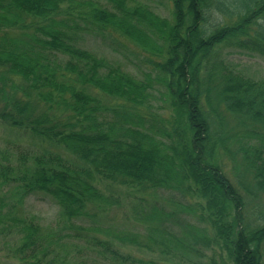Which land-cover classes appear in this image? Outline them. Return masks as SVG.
I'll return each mask as SVG.
<instances>
[{"label":"trees","instance_id":"trees-1","mask_svg":"<svg viewBox=\"0 0 264 264\" xmlns=\"http://www.w3.org/2000/svg\"><path fill=\"white\" fill-rule=\"evenodd\" d=\"M168 1L172 21L135 0H0V123L69 154L0 149V189L14 188L0 196V227L16 232L19 263L165 264L119 243L177 264H263L264 217L244 211L245 197L264 196V79L221 52L264 58V0ZM114 35L143 52L145 81L81 47ZM155 86L166 115L153 111ZM97 181L136 193L142 229L96 223L120 205ZM36 194L58 208L49 226L24 213Z\"/></svg>","mask_w":264,"mask_h":264},{"label":"rangeland","instance_id":"rangeland-1","mask_svg":"<svg viewBox=\"0 0 264 264\" xmlns=\"http://www.w3.org/2000/svg\"><path fill=\"white\" fill-rule=\"evenodd\" d=\"M137 2L149 5L161 17L172 21V3L168 0H135ZM111 40H100L99 37H85L81 42V47L91 51L98 57L104 59V61L112 67L120 68L133 75V77L139 81H145V72H148V64L143 61V52L134 44L128 42L125 39L118 38L115 35L109 37ZM112 42V44H111ZM121 42L123 46L120 48ZM111 44V45H110ZM114 47L118 50H115ZM221 58L227 63L235 66L236 69L244 73L245 75L257 80L264 79V58L256 54H247L239 51H227L222 50ZM145 79V80H144ZM87 92L98 96L105 104L110 102L109 99L104 100L102 93L95 89L87 88ZM163 90L160 87L155 86L152 89L150 101L153 103V111L156 110L159 114L166 115V110L169 109L168 103H166L162 96ZM0 149L6 151L11 155V159H16L15 152H22L28 154L41 153L42 149L61 152V154L68 156L62 148L52 146L48 143L40 144L37 140H33L24 131L12 130L7 126L0 123ZM31 160V159H30ZM231 162L228 159H224V170L231 180H233V173L231 169ZM97 186L105 191L111 192L120 198V205L115 207H108L103 213L97 215L96 223L104 226H114L123 230L129 231V229H142V226L138 224L131 217V202L134 200L136 194L128 186H118L106 181H97ZM14 189L12 185H5L0 189V196L3 193ZM3 192V193H2ZM6 194V193H5ZM11 203L14 202V198L8 197ZM24 213L37 216L44 226H49L54 223L58 208L54 201L43 195H31L25 201ZM245 217L248 221L255 220L259 216L264 217V196L251 199V197H245ZM4 215V214H3ZM18 238L14 230L3 231L0 227V264H21L13 258L12 252L16 245ZM122 253L134 256L136 258L158 261L165 264H172L174 261L158 252H151L148 250L140 249L131 245H121L114 243ZM214 257L219 263L220 257L225 258L224 254L219 248H214ZM207 257L203 258L205 262L210 261L212 256L211 251H206ZM264 255V247H263ZM177 264L176 262H174ZM264 264V256H263Z\"/></svg>","mask_w":264,"mask_h":264}]
</instances>
